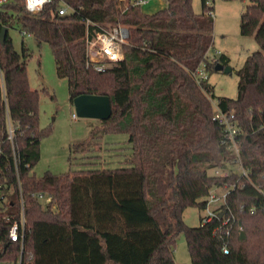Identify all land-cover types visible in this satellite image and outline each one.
<instances>
[{
    "label": "trees",
    "instance_id": "obj_1",
    "mask_svg": "<svg viewBox=\"0 0 264 264\" xmlns=\"http://www.w3.org/2000/svg\"><path fill=\"white\" fill-rule=\"evenodd\" d=\"M60 1L74 11L58 16ZM200 2L198 13L192 0H165L153 13L132 3L120 11L118 0H51L37 14L22 3L7 6L0 25L7 27L0 42V264H177L173 251L181 233L190 256L184 264H264V0H248L240 15V34L253 36L259 49L237 70L234 98L216 97L208 83L215 64L228 65L229 59L208 55L213 6ZM14 23L37 45L48 44L71 104L81 94L109 99V117L71 149L97 152L101 134L125 133L129 166L33 173L40 140L50 133L38 125L40 94L47 91L30 87V53L24 46L15 50L8 33ZM116 23L128 29L123 59L96 71L87 66L86 32ZM199 68L207 78L197 77ZM213 101L238 121L236 144L247 177L233 168L236 155L213 119ZM227 165L228 176L212 173ZM232 184L226 204L235 221L224 253L213 234L218 220L189 226L183 211L204 208L202 198L212 187ZM20 197L22 245L7 238L19 219Z\"/></svg>",
    "mask_w": 264,
    "mask_h": 264
},
{
    "label": "rangeland",
    "instance_id": "obj_2",
    "mask_svg": "<svg viewBox=\"0 0 264 264\" xmlns=\"http://www.w3.org/2000/svg\"><path fill=\"white\" fill-rule=\"evenodd\" d=\"M210 4L213 6L214 22L213 45L208 50V55H226L232 70L230 73L210 71L208 83L213 86L216 97L234 98L237 94V70L251 52L259 49L253 36H244L239 32L240 15L248 0H210ZM164 7L165 0H147L140 4L145 13H153ZM192 8L194 12H200V0H192ZM8 33L17 52L21 53L24 46L30 53L27 58L30 87L39 90L44 87L47 91L40 94L38 125L40 128L49 127L50 133L40 140L39 159L33 166V173L40 176L45 171L62 173L77 169L129 166L127 159L132 150L125 133L101 134L99 140L102 145L97 152L78 153L71 149L70 144L87 138L91 128L98 125L100 120L77 115L69 101L66 78L56 75L53 55L48 44L37 45L34 38L21 31L15 23L9 27ZM72 114H75L76 118H73ZM205 213L204 208L187 207L183 211V220L189 226H198ZM173 256L177 264L190 261L182 233L176 237Z\"/></svg>",
    "mask_w": 264,
    "mask_h": 264
},
{
    "label": "built area",
    "instance_id": "obj_3",
    "mask_svg": "<svg viewBox=\"0 0 264 264\" xmlns=\"http://www.w3.org/2000/svg\"><path fill=\"white\" fill-rule=\"evenodd\" d=\"M51 0H46L42 6H40L38 11L29 12L25 6V0H0V25L3 24L2 13L7 9L10 4L16 5L17 3H22L24 9L29 14H37L41 12L45 5L49 4ZM147 2L146 0H118V8L120 11H125L129 4H143ZM74 9L70 7L67 3L60 1L58 4L56 13L58 16H65L69 12H73ZM85 23H89L86 20ZM25 33V32H24ZM128 29L125 25L121 23H116L107 28L99 27L94 32H86V54H87V66H91L94 70L103 72L106 69L115 66L119 61L123 59V53L121 51L122 44L127 42ZM197 77L205 79L207 74L203 68L197 70ZM0 87L3 89V78L0 72ZM214 114L213 119L221 125L225 143L229 149H232L236 155V161H234V166L236 172H238L240 177H247V170L243 168L238 155V148L236 144V137L240 134L241 129L235 115L231 112H224L219 109L215 102H213ZM73 118H76L75 114H72ZM14 128L9 125L7 131V139L10 142L13 140ZM2 149L0 147V153ZM14 160H17L15 152L13 153ZM212 173L220 176H228L231 173V167L225 166L223 168H215ZM236 184L214 186L212 187L207 196L205 197L206 211L205 215L200 218V224L204 225L212 222L213 220H218L213 228V234L222 240V251L226 253L227 242L226 238L230 235L235 221V214L229 209L226 204V195L233 189H235ZM264 193V190L262 191ZM41 197V195H37ZM2 201H5L4 196H0ZM45 202L49 201V198L44 199ZM21 208L19 219L13 221L7 230V238L10 242H19L21 245L25 236V217L23 212L22 199L20 197ZM211 205H213L211 207ZM243 206H240L242 210Z\"/></svg>",
    "mask_w": 264,
    "mask_h": 264
},
{
    "label": "water",
    "instance_id": "obj_4",
    "mask_svg": "<svg viewBox=\"0 0 264 264\" xmlns=\"http://www.w3.org/2000/svg\"><path fill=\"white\" fill-rule=\"evenodd\" d=\"M6 33L7 27H2L0 30V42L2 44L5 41ZM214 70L230 73L232 69L229 65L216 63ZM72 105L77 115L81 117H92L103 120L107 119L111 113L110 102L105 95L81 94L73 99Z\"/></svg>",
    "mask_w": 264,
    "mask_h": 264
},
{
    "label": "clouds",
    "instance_id": "obj_5",
    "mask_svg": "<svg viewBox=\"0 0 264 264\" xmlns=\"http://www.w3.org/2000/svg\"><path fill=\"white\" fill-rule=\"evenodd\" d=\"M44 3H46V0H25L26 9L29 12L38 11Z\"/></svg>",
    "mask_w": 264,
    "mask_h": 264
},
{
    "label": "crops",
    "instance_id": "obj_6",
    "mask_svg": "<svg viewBox=\"0 0 264 264\" xmlns=\"http://www.w3.org/2000/svg\"><path fill=\"white\" fill-rule=\"evenodd\" d=\"M147 1V0H146Z\"/></svg>",
    "mask_w": 264,
    "mask_h": 264
}]
</instances>
